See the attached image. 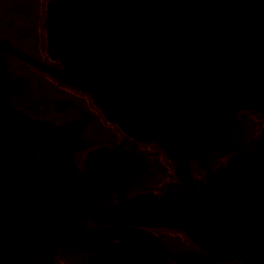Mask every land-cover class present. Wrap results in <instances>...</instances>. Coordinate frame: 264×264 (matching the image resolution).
I'll use <instances>...</instances> for the list:
<instances>
[{
    "label": "water",
    "instance_id": "water-1",
    "mask_svg": "<svg viewBox=\"0 0 264 264\" xmlns=\"http://www.w3.org/2000/svg\"><path fill=\"white\" fill-rule=\"evenodd\" d=\"M46 17L60 68L0 38V264H264V126L254 139L245 118L264 116V0H48ZM5 53L91 96L121 146L77 168L91 117L67 100L55 110L82 119L18 110L13 96L31 91ZM136 143H156L178 183L151 193ZM177 231L208 252L178 251Z\"/></svg>",
    "mask_w": 264,
    "mask_h": 264
},
{
    "label": "flooded vegetation",
    "instance_id": "flooded-vegetation-1",
    "mask_svg": "<svg viewBox=\"0 0 264 264\" xmlns=\"http://www.w3.org/2000/svg\"><path fill=\"white\" fill-rule=\"evenodd\" d=\"M48 0H46L47 2ZM46 2L35 4L28 0H0V38L7 41L9 45L37 59L38 61L60 68L57 62H51L48 58L46 23ZM8 70L13 76L24 78L28 81L30 93L20 97L13 96L12 104L20 111H23L33 120H42L62 125L67 122H74L82 119L79 109H74L68 103L61 104L60 109L55 110L56 104L63 100L71 101L73 106H80L82 111L91 119L85 123V130L81 134L82 139L89 142L96 141L92 147L77 151L73 156L76 167L83 170L87 155L98 148H107L116 143L121 146L126 136L114 123H109L100 109L93 103V98L82 93L51 76L23 63L22 61L8 55H3ZM258 114L251 111L245 114L247 124L254 139L259 137L264 126V116L258 114L262 119V126L252 131L250 127V115ZM126 151L131 153L129 148L132 139L127 137ZM134 149L143 154L149 164L150 177L146 181V186L154 195H161V188L168 183H178L175 175V165L166 159L163 152L156 143L142 144L136 143ZM228 159L217 161L224 164ZM163 163L166 165H163ZM197 163H193L194 176L197 180H204V173L201 172ZM159 190V191H153ZM141 192L134 188L128 193L129 197H134ZM115 198V194L112 195ZM116 204V201H115ZM183 232V231H180ZM186 236V235H185ZM178 251H191L206 254L208 250H201L191 243L188 238L178 239ZM56 264H87V257L79 255H57ZM220 264H247L241 262L228 261Z\"/></svg>",
    "mask_w": 264,
    "mask_h": 264
},
{
    "label": "rangeland",
    "instance_id": "rangeland-1",
    "mask_svg": "<svg viewBox=\"0 0 264 264\" xmlns=\"http://www.w3.org/2000/svg\"><path fill=\"white\" fill-rule=\"evenodd\" d=\"M28 1L33 2L34 4L35 2H37V4H43L44 1L46 2V0H28ZM250 118H251L250 127L252 131H254L258 127L259 124H260L259 127L262 126V120H261L262 118L258 116V114L254 113L250 115ZM163 165L165 164L163 163ZM177 235H178V239L180 240L186 238L183 232L177 231Z\"/></svg>",
    "mask_w": 264,
    "mask_h": 264
}]
</instances>
